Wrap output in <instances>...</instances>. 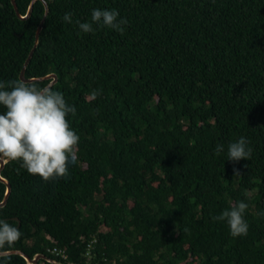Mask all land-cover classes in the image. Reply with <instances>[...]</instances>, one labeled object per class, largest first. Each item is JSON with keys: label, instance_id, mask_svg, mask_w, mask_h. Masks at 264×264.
Returning a JSON list of instances; mask_svg holds the SVG:
<instances>
[{"label": "trees", "instance_id": "1", "mask_svg": "<svg viewBox=\"0 0 264 264\" xmlns=\"http://www.w3.org/2000/svg\"><path fill=\"white\" fill-rule=\"evenodd\" d=\"M30 1L15 0L22 15ZM45 1L25 77L57 75L49 88L75 106L67 119L80 139L67 178L5 163L0 219L22 234L13 249L84 264L95 238L106 264H264V0ZM93 9L117 10L123 34L80 31ZM44 12L37 0L20 19L0 0V81L21 80ZM241 136L251 159L226 160ZM5 192L0 181V201ZM240 201L248 233L232 237L213 217Z\"/></svg>", "mask_w": 264, "mask_h": 264}, {"label": "clouds", "instance_id": "2", "mask_svg": "<svg viewBox=\"0 0 264 264\" xmlns=\"http://www.w3.org/2000/svg\"><path fill=\"white\" fill-rule=\"evenodd\" d=\"M63 20L72 23V13H65ZM76 24L83 33H93V25L97 24L123 34L127 20L114 9H93L90 22L77 20ZM90 95L95 100L101 91L93 90ZM0 106L5 109L0 113V160L18 162L29 174L38 175L45 182L67 178L80 139L67 119L69 114L76 115L75 106L69 105L59 91L19 79L0 81ZM248 145L243 136L230 143L226 160H250L252 149ZM223 151L224 145L216 146L217 155ZM233 171L239 175L237 169ZM247 209L245 202H236L213 219L225 221L232 237L246 236ZM21 235L18 227L0 219V264H8V253Z\"/></svg>", "mask_w": 264, "mask_h": 264}, {"label": "water", "instance_id": "3", "mask_svg": "<svg viewBox=\"0 0 264 264\" xmlns=\"http://www.w3.org/2000/svg\"><path fill=\"white\" fill-rule=\"evenodd\" d=\"M37 0H31L30 3H29V6H28V9H27V13L25 15H22L18 9H17V5H16V2L15 0H11L12 4H13V7L16 11V14L17 16L20 18V19H27L30 15H31V12H32V9H33V4L36 2ZM43 2L44 4V7H45V12H44V15L41 19V21L39 22L38 26H37V29H36V32H35V38H34V44H33V47L31 48L29 54H28V57L27 59L25 60L24 64H23V67L20 71V79L21 80H24V81H42V80H46V79H51L49 81V83L46 85V87H50L51 85H53L54 83L57 82V75L55 73H49L45 76H42V77H32V78H27L25 77V69L36 49V47L38 46V43H39V36H40V32L43 28V24L45 22V19L48 15V12H49V7H48V4L45 0H40ZM7 162V160H0V181H2L3 183H5L6 185V192H5V195L2 199V201H0V207L4 206L6 203H7V199H8V196H9V193L11 191V184L10 182L4 178L2 175H1V170L3 169L5 163ZM10 254H19V255H22L26 261H27V264H38L39 260L41 259H45L49 262H51L52 264H66V263H62L60 261H57L55 259H52V258H49L48 256H46L45 254L43 253H37L35 254L33 257H30L28 254H26L25 252H23L22 250H19V249H12L8 255Z\"/></svg>", "mask_w": 264, "mask_h": 264}, {"label": "built area", "instance_id": "4", "mask_svg": "<svg viewBox=\"0 0 264 264\" xmlns=\"http://www.w3.org/2000/svg\"><path fill=\"white\" fill-rule=\"evenodd\" d=\"M95 242H96V239L94 238L87 243L86 250L84 252V257H85L84 264H106L105 263L107 261L106 257L98 258L96 256V253L94 251ZM49 251L62 258L67 257L65 250L62 248L54 246V247L49 248ZM112 264H115V263H112Z\"/></svg>", "mask_w": 264, "mask_h": 264}]
</instances>
